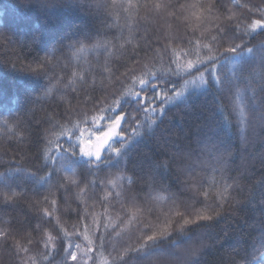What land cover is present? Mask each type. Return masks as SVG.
I'll return each mask as SVG.
<instances>
[{
    "label": "snow or ice",
    "instance_id": "6c2138e0",
    "mask_svg": "<svg viewBox=\"0 0 264 264\" xmlns=\"http://www.w3.org/2000/svg\"><path fill=\"white\" fill-rule=\"evenodd\" d=\"M53 2L40 0V5ZM248 4L84 0L76 7L99 20L94 30L72 24L68 31L59 27L48 37L38 33L23 39L7 28L0 30V65L41 81L38 86L22 84L26 105L15 113L0 111V126L7 129L11 123L19 129L6 137L13 155L7 148L0 151V250L12 264H55L58 257L59 264H201L200 257L223 246L222 238L206 242L197 228L224 214L232 185L220 188L214 176L209 181L205 175L193 189L183 179L184 171L199 162L201 172L218 167L232 180L231 172L239 165L208 139H197L194 154L155 133L168 114L165 105L209 93L222 101L216 106L221 122L235 126L242 143L247 142L245 133L253 121L264 128V105L256 112L251 101L245 103L249 89L255 95V82L264 93V42L247 46L258 33L264 34V0ZM141 10L155 19L153 32L146 37L137 33V46L124 48L119 61L105 60L98 66L99 84L95 79L89 82L87 73L72 71L69 83L78 78L80 88L73 89L75 95L68 94L71 99L61 95L56 100L54 93L68 87L63 62L71 64L89 46L110 51L107 44L123 38L115 32L118 25L107 23L113 14L118 11L117 19L126 17L131 36V27L139 26L132 14ZM49 96L54 109L44 111L41 105L42 114L37 116L33 106ZM91 113L101 115L89 118ZM150 115L156 119L150 120ZM153 139L160 145L159 155L149 158L139 172L130 170L135 150ZM260 155L264 157V151ZM173 172L174 182H169ZM261 181L264 176L256 182ZM25 200L33 211L18 218L14 212ZM97 206L103 211H95ZM54 213L60 215L54 219ZM64 215L77 218L75 230H66ZM104 254L107 259L101 260ZM225 264L237 261L229 258Z\"/></svg>",
    "mask_w": 264,
    "mask_h": 264
},
{
    "label": "trees",
    "instance_id": "16d2710c",
    "mask_svg": "<svg viewBox=\"0 0 264 264\" xmlns=\"http://www.w3.org/2000/svg\"><path fill=\"white\" fill-rule=\"evenodd\" d=\"M83 2L84 0H76L75 3H71L70 0H54L52 6L41 7L40 0H0V30L7 28L8 31L19 34L21 39L31 38L38 33L48 37L59 27H63L64 31H68L72 24L80 28L94 30L99 26V20L94 19L92 14L85 13L76 7V3ZM94 2L104 4L110 2V0H94ZM131 2L146 4L155 3L158 0H131ZM227 2L230 7H232L233 2L241 5L249 3L248 6L251 7V4H259L260 0H227ZM235 10L240 11L239 9ZM243 11L245 15L248 14L246 10ZM118 15L119 12L117 11L113 14V19L107 23L118 25L115 32L118 37L122 35L123 38L111 41V36H109L107 39L111 42L107 44V49L110 51H106L104 47L93 49L89 46L79 54L78 58L74 57L71 64L64 61L63 64L67 72L64 83L68 87L62 89L61 92L54 93L56 100H59L61 95H64L66 99H71L72 96L68 94L75 95L73 89L80 88L78 78L75 84L69 83L72 71L81 72L82 74L87 73L89 82L95 79L99 84L101 78L95 75V69L98 66L102 67L105 60L110 62L119 61L124 48L132 50L134 46H137L139 37H146L148 33L153 32L157 27L155 19L143 10L138 14L133 12V20H138L139 26L131 27L132 35L130 36L129 27H125L126 17L117 19ZM253 18L260 17L255 16ZM161 26L168 28L170 25L161 24ZM137 33H139V37H136ZM52 38L55 39L54 36ZM248 39L249 37L246 36L245 40ZM95 42L94 39L93 43ZM259 42H264V34L258 33L247 46L251 47ZM100 43L103 44L104 41L101 40ZM124 59H127V57H124ZM120 70L123 71V69ZM61 75H64V73H61ZM110 79L108 77L105 83L107 84ZM25 82H28L29 86H38L41 81L37 77L15 72L0 65V111L5 112V114L9 111L15 113L18 106L26 105L27 101L22 99V89L25 87L22 84ZM241 87L243 88V86ZM255 87V95L250 89L247 91L245 103L251 101L256 112H259L260 106L264 105V93H262L258 81L255 82ZM9 94L12 96L11 100H9ZM96 95H99V93ZM73 102L75 103V101ZM218 103H222V101H218L211 93L206 96L197 95L183 104H179L178 101L170 102L165 105L168 114L164 118V123L156 130L155 136L165 141L178 142L182 148L190 150L194 154L198 153L197 139H208L209 142L216 144L224 152L226 159L239 165V168L231 172L234 179L229 180L227 179L228 174L222 173L218 167L215 172L210 169L205 174L201 172L199 162H195V166L191 170L185 169L183 179L189 182L193 189L198 186L197 179L205 175L209 181L214 176L220 188L225 185H232L228 188L225 204L228 209L225 210L224 214L213 224H202L197 228V231L204 233L206 242L222 238L221 244L223 245L219 248H213L200 257L201 264H225V261L229 258L237 261V264L258 263L260 257L264 255V247H261V232L264 231V181L256 182L261 176H264V157L260 155L264 151V128H261L258 122L253 121L245 133L247 142L242 143L237 128L221 122L216 110ZM177 104H179V107L173 106ZM41 105H43V110L48 112H51L55 107L52 97L49 96L42 100L40 104L33 106L37 116L42 114L40 111ZM49 105H53V108H49ZM156 107L159 109L160 105L157 104ZM55 110L62 111V109ZM91 115H101V113H91L89 118H91ZM158 115H160L159 111L156 116ZM156 116L150 115L149 119L155 120ZM143 118L141 117V119ZM13 132H19L14 124L9 123L7 129L0 126V151L7 148L10 157L13 155V148L7 144L6 137L11 138ZM159 149L160 145L155 139L144 142L133 153L129 161L130 170L139 172L141 170L140 166L145 164L149 158L159 155ZM228 152H231L232 156L227 157ZM188 163L192 164L193 161ZM237 172H239V175H237ZM170 175L172 179L169 182H174L175 173L173 172ZM41 207L46 208L48 205H42ZM61 210H65L64 205H61ZM31 211L33 210L30 201L25 200L16 209L14 215L22 218L24 212ZM95 211L99 212L103 209L97 206ZM59 215L60 213H54V219ZM8 218L4 217V219ZM111 218L115 220L116 217L113 215ZM76 219L74 215L71 217L64 215L62 217V220L67 223V231L75 230L73 225ZM52 235H55V233H52ZM40 247L43 250V243ZM29 255H33V253H29ZM100 259H107V254H104ZM59 260L60 257L57 258L55 264H59ZM0 264H12V258L3 250H0Z\"/></svg>",
    "mask_w": 264,
    "mask_h": 264
},
{
    "label": "rangeland",
    "instance_id": "374dc122",
    "mask_svg": "<svg viewBox=\"0 0 264 264\" xmlns=\"http://www.w3.org/2000/svg\"><path fill=\"white\" fill-rule=\"evenodd\" d=\"M84 259H86V257ZM254 264H264V261L259 260L258 263H254Z\"/></svg>",
    "mask_w": 264,
    "mask_h": 264
}]
</instances>
